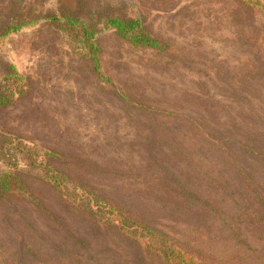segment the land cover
Segmentation results:
<instances>
[{
  "label": "rangeland",
  "instance_id": "1",
  "mask_svg": "<svg viewBox=\"0 0 264 264\" xmlns=\"http://www.w3.org/2000/svg\"><path fill=\"white\" fill-rule=\"evenodd\" d=\"M244 2L0 0V79L23 78V94L0 107V177H16L0 195V264H164L149 249L166 241L201 264H264V162L235 147L230 161L208 143L256 129L264 149V10ZM66 16L96 30L101 76L70 46L80 27ZM114 16L140 17L168 49L103 32ZM91 194L159 237L95 218Z\"/></svg>",
  "mask_w": 264,
  "mask_h": 264
},
{
  "label": "trees",
  "instance_id": "2",
  "mask_svg": "<svg viewBox=\"0 0 264 264\" xmlns=\"http://www.w3.org/2000/svg\"><path fill=\"white\" fill-rule=\"evenodd\" d=\"M245 1L247 2V4L245 2L244 4L246 5L249 4L252 6V8H259L261 10H264L263 0H245ZM49 19L52 20L51 18ZM62 20L64 24H66V26H69V27L79 26L80 27V30H79L80 34L78 32V35H80V38L77 40V35H75L73 39H70V42H69L70 46L74 47V45H76L74 49H77L79 55L82 58L90 59L94 65L93 67L95 71L98 73L99 76H101V72H100L101 49L97 44L96 30L92 26L88 25V23H86L85 21L75 18L73 16H66ZM36 23H38L37 19L16 21V23H14L13 25L7 26L4 29V31L1 33V36H7L9 33L19 31L20 29L28 25L36 24ZM102 31L103 32L109 31V32L114 33L125 44L133 48H136V49L152 50V51L161 52V53H165L166 49H168L166 45L162 44L158 39L153 37V35H151L146 30L142 19L137 16H133L130 18H121L117 16L107 17L102 23ZM67 35H69L68 32H67ZM22 83H23V78L18 76L15 73L7 74L0 79V107L5 106L8 103H10L11 99L14 96L23 94L22 93V87H23ZM218 106L220 107V104ZM179 117L185 121L186 124L184 125H189L194 128L202 129V127L199 125V122H198L199 120L196 121L195 119L189 116H179ZM237 117L238 119L236 118L237 119L236 121L238 123H242L244 121L242 114L240 115L237 113ZM215 125L221 126L222 124L217 122L215 123ZM252 132L253 133L251 137L250 136L243 137L240 134V136L238 135L240 138L236 137L237 134H232V133L222 138H218L217 136L213 135L211 136V138L215 140H212V144H211V141H209L208 143L212 146H215V144H217L218 142H221L222 148H216V150L220 152L221 154L226 153L229 148L231 149L232 147H235L240 151V154L246 159L247 158L252 159V160L257 159L258 161L262 160L264 162V149L261 150L259 146L256 144V139H258L257 135L260 136V134L256 133L258 132L256 129L252 130ZM259 132H262V131H259ZM165 134L170 135L171 133L170 131H168V132H165ZM145 138L148 140L147 141L148 144L153 143V139L151 136L147 135ZM18 144L16 145L17 147H18ZM20 148L18 150L22 151L20 150ZM226 154L228 155V158L230 159V161H232L233 154H229L228 152ZM47 169H48L47 173H49L48 176H49L50 181H52L53 184L57 186L58 188H61V189L64 188L65 183H67V180L63 176H61L59 173L54 172V169L52 168H47ZM15 178L10 172L0 177V195L2 197H5L7 195V193L9 192L8 188L13 183ZM172 181L174 182L176 186H178V188L181 187V185L179 184V182H177V180L175 181L172 180ZM185 183L186 185L188 184V182H185ZM181 190L185 191V188ZM224 193H225V196L229 199L228 201L230 202L234 201V196H233L234 194L229 193L228 191H224ZM91 195L95 198V205L100 208L99 213L93 214L95 218H97V216L102 217V216H99V214L102 211H105V212H108L106 214L108 215L107 224H111L113 222L116 223L118 222V219H120V220H123L127 224L137 223V225L140 226L142 230H145V229L147 230V232L145 233L152 234V235L155 234L146 224H143L140 221H136L132 219L131 217L128 216L129 214L127 212H124L119 207L105 201L103 198L99 197L97 194H91ZM242 202L245 203L244 198H242ZM247 224L253 225L252 220H250L249 222L247 221ZM155 236L159 237V235L157 234H155ZM151 239H153V237H151ZM166 242L169 243V241H166ZM166 242H158L160 250L149 249L154 252V253L151 252L150 254L160 257V259L164 262V264H201V263H197L196 260H194V256H193L194 254L188 253L186 251L183 252L182 250H180L181 252L180 251L176 252L171 247V245L167 246Z\"/></svg>",
  "mask_w": 264,
  "mask_h": 264
}]
</instances>
